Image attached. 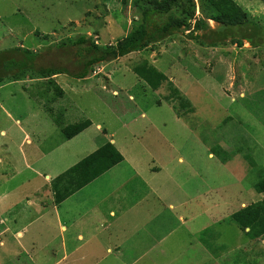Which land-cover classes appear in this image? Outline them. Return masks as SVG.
I'll use <instances>...</instances> for the list:
<instances>
[{
	"label": "rangeland",
	"instance_id": "obj_1",
	"mask_svg": "<svg viewBox=\"0 0 264 264\" xmlns=\"http://www.w3.org/2000/svg\"><path fill=\"white\" fill-rule=\"evenodd\" d=\"M235 1L264 26V0ZM132 2L0 0V52L22 49L43 53L57 49L66 38L82 34L94 37L102 47L115 44L141 25ZM195 2L198 4L199 0ZM197 16L201 17L198 9ZM210 24L215 30L220 28L214 21ZM257 39L262 40V46L244 42L243 47H238L227 42L212 47L199 44L188 31L182 30L147 50L101 64L83 81L57 75L55 80L66 94L54 102L49 101L55 97L54 90L46 91L48 85L43 79L27 77L1 83L0 197L5 194L6 208L1 210L0 203V264H75L77 255H63L61 232L56 230V224L52 241L51 233H46L49 199L42 202L46 207L39 202L37 211L42 209L43 216L31 223L15 225L8 214L11 209L27 210L26 196L33 197L34 191L45 184L44 175L51 173L53 177L69 163L70 160L60 159L55 153L70 154L86 143L87 136L69 142L61 130V125L85 119L103 122L119 145L135 144L134 136L145 137L155 146V155L174 144L172 140L180 141L184 158L194 153L199 160L198 154L213 149L216 157L214 161L208 160V169L212 171L210 180L215 187L227 188L232 199L243 200L245 206L264 199V192L256 190V185L264 180V37ZM64 55L60 51L48 58L61 63ZM144 59L163 71L185 97V105L189 102L191 106L181 108L178 98H169L172 90L167 84L154 91L140 79L132 66ZM115 90L118 94H114ZM9 113L22 120L21 127L8 117ZM143 113L152 121L164 120V125L144 130ZM57 117L59 122L55 120ZM177 119L180 120L175 123ZM90 132L99 134L94 128ZM190 137L199 140L198 144ZM27 138L34 146H30ZM35 146L46 155L27 168L23 158ZM88 149L80 151L78 158ZM135 149L142 151L140 145ZM218 160L228 163V169L222 170ZM139 180L128 191L136 182L141 185ZM199 187L200 182L196 189ZM201 222H206L205 216ZM8 226L11 231L2 233ZM18 231L23 233L19 235ZM195 238H189V245L185 235L176 242L170 240L169 245L184 252L169 254L154 263L264 264V237L251 239L230 216L207 230L200 229ZM202 248L203 251H197ZM204 249L211 255H206ZM143 264L153 262L149 258Z\"/></svg>",
	"mask_w": 264,
	"mask_h": 264
},
{
	"label": "crops",
	"instance_id": "obj_2",
	"mask_svg": "<svg viewBox=\"0 0 264 264\" xmlns=\"http://www.w3.org/2000/svg\"><path fill=\"white\" fill-rule=\"evenodd\" d=\"M54 78H57V75ZM116 93L118 94L117 90L114 91V94ZM141 116L145 119L142 123L144 130L158 127L160 124L164 125V120L152 121L146 118L144 113ZM8 117L14 119L10 113ZM179 120L177 119L175 123ZM21 121L14 119V123L19 127L22 126ZM133 124L134 122L130 125L132 128ZM104 126L103 122L92 121L89 128L69 141L87 136L88 140L84 145L70 154L55 153L54 155H58L60 159L70 160L69 163L53 177L51 173L45 174V184L34 191L33 197L26 196L28 209L16 212L9 208L11 210L8 216L12 218L6 216V219L9 218V221L15 225L38 220L43 216L42 213L40 214L42 209L37 211L39 202L49 199L50 210L45 208L46 233H51L52 241L56 224V230L61 232L63 255H77L75 264H143L149 258L155 264L154 261H158L159 258L184 252V249L169 245L170 240L176 242L185 235L189 245V238L197 237L200 229H209L245 206L242 204L243 200L240 202L239 198L232 199L233 197L226 191L227 188L215 187L210 180L212 171L208 169V160L214 161L216 157L213 149L207 148L206 153L198 154L199 160L194 153H191V157L188 155L184 158L180 141L172 140L174 144L171 143L166 150L163 149L155 155V146L145 137L134 136L135 144L125 142L119 145L115 135L108 133ZM130 126H125L123 123V127L129 130ZM92 128L99 134L91 133ZM2 138L5 139L4 136ZM190 139L198 144L199 140L192 137ZM26 140L30 142V146H34L30 138ZM3 142L6 147V141ZM107 142L117 147L124 160L59 206L55 205L51 188L52 179ZM138 145L141 146L142 151L135 149ZM86 148L89 149L84 153L85 155L78 158L80 151ZM44 155L46 153L35 146L29 150L23 161L25 165L27 164L26 167H30L31 164L38 163V159ZM1 161L0 157V163ZM219 163L222 170L228 169V163L225 161ZM199 168L200 170H197ZM14 170L20 171L19 168ZM1 176L4 174L1 173ZM137 178L140 179L142 186L136 182L134 188L128 191V187ZM199 182L200 187L196 189V184L198 185ZM5 202V194L1 193V210L6 208ZM42 204L45 206V203ZM232 208L234 209L230 211ZM203 216L206 217L205 223L201 222ZM10 231L11 226H8L2 233ZM22 233L18 231L19 235ZM196 240L197 238L191 242L192 245ZM197 251H203V248ZM204 252L206 255H211L207 249H204Z\"/></svg>",
	"mask_w": 264,
	"mask_h": 264
},
{
	"label": "trees",
	"instance_id": "obj_3",
	"mask_svg": "<svg viewBox=\"0 0 264 264\" xmlns=\"http://www.w3.org/2000/svg\"><path fill=\"white\" fill-rule=\"evenodd\" d=\"M132 3L141 18V25L115 44L102 47L94 37L82 34L76 38H66L58 44L57 49H47L43 53L22 49L0 52V84L5 80L37 77L48 85L46 91L54 90L55 97L49 100L54 102L56 98L65 96V91L54 78L56 75H69L75 79L90 77L101 64L147 50L182 30L188 31L190 37L199 44L212 47L227 42L238 47H243L244 42L255 47L263 44L257 38L264 37V26L252 19L235 0H199V5L195 0H133ZM197 9L201 17L197 16ZM210 21L220 25V28H212ZM60 51L65 53L64 58H60L61 63H58V59L53 60V57L48 58ZM132 69L152 90L157 91L167 84L172 90L169 98H178L181 108L191 106L189 102L185 105V97L180 90L150 61L141 60ZM48 109L53 111V108ZM55 120L59 122L58 117ZM91 124L90 120L85 119L61 125V130L65 139L70 140ZM123 160L124 156L113 143H105L52 179L55 205L59 206ZM256 190L264 192V180L256 185ZM230 218L251 239H263L264 199L242 207L231 214Z\"/></svg>",
	"mask_w": 264,
	"mask_h": 264
}]
</instances>
